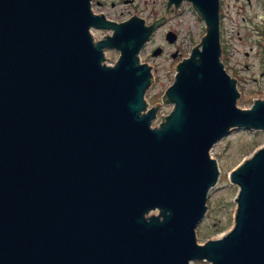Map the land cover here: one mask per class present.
Instances as JSON below:
<instances>
[{
    "label": "water",
    "instance_id": "95a60500",
    "mask_svg": "<svg viewBox=\"0 0 264 264\" xmlns=\"http://www.w3.org/2000/svg\"><path fill=\"white\" fill-rule=\"evenodd\" d=\"M91 2L0 0V264H264V144L229 172L232 227L196 238L220 176L212 146L264 130V95L238 107L221 60L220 1L167 0L205 32L151 107L139 53L166 17L116 22Z\"/></svg>",
    "mask_w": 264,
    "mask_h": 264
},
{
    "label": "rangeland",
    "instance_id": "374dc122",
    "mask_svg": "<svg viewBox=\"0 0 264 264\" xmlns=\"http://www.w3.org/2000/svg\"><path fill=\"white\" fill-rule=\"evenodd\" d=\"M93 1L94 12H102L115 21L136 15L148 24L156 18L168 16L140 51V60L152 65L153 84L146 94L148 107L162 103L161 96L174 80L176 65L189 55L191 48L204 35V21L187 2L182 3L175 14L173 8L165 13L167 0H100L103 5ZM222 8L221 42H226L227 52L221 53V59L226 68H230V75L231 72L234 76L237 74V88L241 93L237 106L248 108L264 95V0H223ZM168 30L177 34L173 43L165 38ZM94 32L95 39L111 34L101 29ZM156 46L162 47V53L152 56ZM173 53H176L174 57ZM106 56L109 63L114 62L118 52L107 51ZM171 109L170 104L160 105L152 125L159 124L161 117ZM263 144L264 130L234 128L212 146L210 153L218 161L221 173L217 184L208 192L207 211L196 227L199 243L216 238L232 227L238 188L230 183L228 174ZM192 264L209 263L195 260Z\"/></svg>",
    "mask_w": 264,
    "mask_h": 264
},
{
    "label": "flooded vegetation",
    "instance_id": "af4514ba",
    "mask_svg": "<svg viewBox=\"0 0 264 264\" xmlns=\"http://www.w3.org/2000/svg\"><path fill=\"white\" fill-rule=\"evenodd\" d=\"M101 5V3H99Z\"/></svg>",
    "mask_w": 264,
    "mask_h": 264
},
{
    "label": "bare ground",
    "instance_id": "6f19581e",
    "mask_svg": "<svg viewBox=\"0 0 264 264\" xmlns=\"http://www.w3.org/2000/svg\"><path fill=\"white\" fill-rule=\"evenodd\" d=\"M95 36V35H94Z\"/></svg>",
    "mask_w": 264,
    "mask_h": 264
}]
</instances>
